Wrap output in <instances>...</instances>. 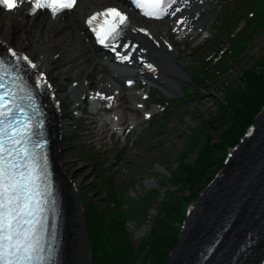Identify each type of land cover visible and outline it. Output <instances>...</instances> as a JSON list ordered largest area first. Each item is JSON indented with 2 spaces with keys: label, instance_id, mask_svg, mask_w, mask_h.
Wrapping results in <instances>:
<instances>
[{
  "label": "trees",
  "instance_id": "trees-1",
  "mask_svg": "<svg viewBox=\"0 0 264 264\" xmlns=\"http://www.w3.org/2000/svg\"><path fill=\"white\" fill-rule=\"evenodd\" d=\"M263 29L264 26L260 28ZM257 62L255 67L253 65L242 70L237 78L239 84L223 87L228 89L224 100L213 104L205 118L199 122L195 129V141L187 148V151H193L197 147L196 157L192 161H185L186 154L183 155L180 165L166 180H160L159 186L145 188L142 199H131L135 207L128 205L123 208V200L111 196L107 193V188L102 186L104 195L100 199L108 202L105 215L110 217V227L103 228L100 225L101 218L95 211L94 202L87 200V224L93 246V264H133L139 257L143 261L161 264L166 259L167 252L177 239V223L183 216V203L194 199L221 165V159L214 149L224 150L227 145L233 144L264 103V54ZM186 94L192 96L189 90ZM219 129L221 132L218 140L212 142L213 133ZM165 181L179 186L177 189L188 186L194 188V191L190 196L179 195L177 191H163L157 214L152 219L150 234L146 240L135 244L131 234L126 231L123 220L136 218L141 222L146 214V204L160 195ZM96 187H101L100 182H96Z\"/></svg>",
  "mask_w": 264,
  "mask_h": 264
},
{
  "label": "bare ground",
  "instance_id": "bare-ground-1",
  "mask_svg": "<svg viewBox=\"0 0 264 264\" xmlns=\"http://www.w3.org/2000/svg\"><path fill=\"white\" fill-rule=\"evenodd\" d=\"M107 1L80 0L73 14L65 15L62 21L60 20L56 24L55 22L46 20L45 17L42 22L39 19H35L33 20L34 25L32 29L26 25L21 27L20 23L13 20L12 16L2 14V16L0 15V37L3 39L13 37V32L15 31L27 36L33 31L35 33L30 39L38 47L37 50L49 51L61 39L72 38L77 41L80 38V18L91 10L106 4ZM41 23H43V26L39 28ZM88 54V50L83 51L80 57L87 56ZM167 68L169 71V83L165 88L168 91H176L179 84L188 75L175 65L173 60L168 63ZM262 123L264 124V119ZM54 157L57 158L58 154H55ZM259 159L255 160V163L251 166L250 163L245 164L246 166H250L248 173L244 175L245 183L241 182L234 187L231 186L229 193L223 196L212 194L205 207L195 212L198 214L183 232L181 242L171 258V264L192 262L197 258L198 250L208 240V237L215 234L220 227L228 222H231L230 229L224 234L215 252L206 264H225L228 262L232 258L230 255H233V253L230 254L232 246L236 244L241 234L245 236L250 229L253 230L252 242L237 255L233 264L256 263L260 254L264 251V160ZM56 175L58 176V180L62 182V198L64 199L65 220L62 264H86L84 262L85 250L81 241L82 228L79 224L76 196L66 186L65 176L58 167H56ZM230 181V178L225 179V183L222 185H233L229 183ZM222 187L220 186L219 188ZM223 188L225 192H228L226 191V187ZM219 219H221L220 225L216 228Z\"/></svg>",
  "mask_w": 264,
  "mask_h": 264
},
{
  "label": "snow or ice",
  "instance_id": "snow-or-ice-1",
  "mask_svg": "<svg viewBox=\"0 0 264 264\" xmlns=\"http://www.w3.org/2000/svg\"><path fill=\"white\" fill-rule=\"evenodd\" d=\"M23 2L24 0H0V6L14 10ZM76 2L77 0H34V7L30 11L35 13L46 8L56 16L64 10L73 9ZM171 2L174 3L175 0ZM135 3L146 16L160 19L169 14L170 4L166 6L165 0H152L150 10H146V5L141 0H135ZM171 14L175 15V12ZM97 16L111 18L108 31L103 35L97 32V35L101 36L102 44H106L109 38L115 39L119 36L121 26L125 25L128 19L120 10L108 8L93 15L87 22L93 24L97 21ZM9 51L13 56L17 55L15 51ZM117 56L122 60L130 59L129 56H120L119 53ZM23 59L27 61L28 57ZM29 63L31 64V61ZM32 67L36 66L32 64ZM4 87L0 84V88ZM8 97V92H0V264H43L45 259H50L51 250L48 258L42 255L44 250L39 245L37 231L51 190L46 182V157L42 158L37 149L43 148L46 141L33 144L31 149L29 148L35 125L31 118L24 114L23 108L19 109V112L24 114L23 120L20 116H13L16 105L14 100H9ZM107 99L111 100L112 97Z\"/></svg>",
  "mask_w": 264,
  "mask_h": 264
},
{
  "label": "rangeland",
  "instance_id": "rangeland-1",
  "mask_svg": "<svg viewBox=\"0 0 264 264\" xmlns=\"http://www.w3.org/2000/svg\"><path fill=\"white\" fill-rule=\"evenodd\" d=\"M248 8H250L249 5ZM246 11L247 10H244V13ZM27 38V42L29 41L30 43H28L29 45L27 44V50L29 52H35L37 46L33 44L29 37ZM69 41L70 39H63L56 42L54 48H52L53 51L61 52V55L53 64V70L50 74L51 77L54 78V81L59 85V95L61 96L65 92L63 87L65 81L71 79V76H73L71 74L75 73L73 68L76 66L79 67L80 65L75 60L73 62L74 65L70 67L71 69L65 67V64L67 63L66 60L68 58L69 60L71 59L74 51L69 45ZM78 41L82 42L81 39ZM78 41L75 44L77 45V48H81L80 46L78 47ZM12 42L15 44L20 43L18 39L13 40ZM263 54L264 31L251 39L248 48L238 56L232 69H229L227 73L223 74L218 80L211 81V85L206 89L207 95L204 96L202 100L195 104H191L188 100H185L175 110L163 113V115L158 118L161 123L159 126L156 125L153 120L148 127L150 133H145L146 135H144L143 140L129 150L123 165L116 173H114V184L116 188L119 189V191H124L126 194L135 195L137 198H141L145 193L144 187L150 186L147 184V177L150 176L149 169H157L166 173L165 169L173 166L170 164V161L174 159V156H176V153L184 140L185 129L197 124L198 120L204 116V110L207 106H213L217 101L224 100L225 95L228 93V89H224L223 87L239 84L240 82L237 78L242 70L253 65L255 67L256 64H258L257 61L259 60V57L261 58ZM185 58L183 60H185ZM181 67L183 68V65ZM185 67L187 68V65ZM69 75L70 77H68ZM189 83V78H186L180 86ZM219 130L218 132H212L214 136L212 142L218 140V135L221 132V130ZM153 141H159V147L152 146ZM149 145L150 147H148ZM56 148L60 156L59 160H61L60 168L63 170L67 182L69 178L74 179L80 186L89 184L90 180L94 179L95 176L100 173V170L104 169L98 162H96L95 166L91 167V163L83 161V159L87 160V155L77 152L74 148L66 147L63 141L58 142ZM192 156L193 155H191V157ZM187 160H192V158H188ZM105 173L110 174L111 172L105 171ZM129 181H131L130 184ZM172 184L165 181L164 188L161 190L177 191L179 195L187 196H190L194 191V188H189L188 186H181L177 189L179 186ZM90 185L91 184L82 189L86 195H91V198L94 199L99 193H94V187H90ZM163 195V192H161L159 196L157 195L150 199L152 202L146 204L145 217H143L140 223L132 224L133 226H130L135 244L140 240H146L148 234H150L153 223L152 219L157 214V208L159 207L158 202L162 199ZM133 264L153 263L149 260L143 261L141 257H139Z\"/></svg>",
  "mask_w": 264,
  "mask_h": 264
},
{
  "label": "water",
  "instance_id": "water-1",
  "mask_svg": "<svg viewBox=\"0 0 264 264\" xmlns=\"http://www.w3.org/2000/svg\"><path fill=\"white\" fill-rule=\"evenodd\" d=\"M257 142L258 143H263L264 142V128L260 129L257 132V138L255 140L251 141L250 143L254 144V143H257ZM254 153H257V151H254ZM245 159H249V156L247 155L246 152H244L243 158L240 159V161H232L230 163V165L225 170L226 175L224 176L223 180L228 179V178L232 177V175L234 173H237L239 171V169L242 167Z\"/></svg>",
  "mask_w": 264,
  "mask_h": 264
}]
</instances>
